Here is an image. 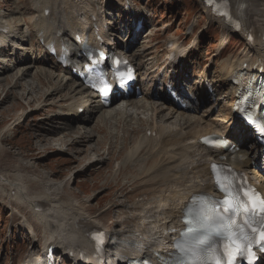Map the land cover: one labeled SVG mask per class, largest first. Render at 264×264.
<instances>
[{"label": "bare ground", "instance_id": "obj_1", "mask_svg": "<svg viewBox=\"0 0 264 264\" xmlns=\"http://www.w3.org/2000/svg\"><path fill=\"white\" fill-rule=\"evenodd\" d=\"M200 1L203 2V0ZM228 1L237 18L241 16L242 7L264 16V0ZM28 5L31 6L30 18L23 19L28 25L26 31L21 30V22L15 24V19H4L3 13H0V55H6L10 47L13 48L15 55L19 50L26 52L27 49L24 47L27 42L31 43L33 50H39L35 61L32 60L31 55H27L25 58H16L18 62L13 63V67H18V74L14 80L16 85L13 84L14 81L12 85L17 87L30 74L32 68H38L41 64L51 66L49 69L41 70L44 76H50L56 71L54 69H58L61 73L58 76V81H61L62 85L57 86V81H52L51 77L47 83L50 82L52 85L48 94L65 91L67 94L65 93L66 96L62 100H70L66 111L57 115L59 123L62 125L61 130L66 135L72 132V135L76 134L79 138H88L87 142H91L93 135L90 130L93 128H88L86 124L97 114L100 115L101 123L97 128L100 131L109 132V124H114L118 120L117 117L125 125L130 126L133 122L138 123L142 119L147 125L139 137L133 141L135 147L122 161H117L116 167L112 170V176L118 177L125 167L134 168L136 163L139 164L131 185L139 182V185L144 186L145 198L129 205L130 214L128 217L135 224L127 229L107 228L98 218L101 213L92 215L90 211L83 208V203L81 204L77 198L65 196L67 182H52L47 176L48 180L45 181H49V183H46L43 182L44 177L42 176L39 179L30 180L28 184L24 171L33 165L24 159H20V165L11 172H0V196L10 199L19 206L27 207L43 228L44 241L41 252L31 250V254L22 264H52L50 251L63 257L58 260L59 262L66 259L70 260L71 264H86V257H91L94 252V243L89 238V234L93 230L105 232L108 238L104 249L105 257L112 264H121L130 258L146 256L155 260L158 255H171L174 241L183 227L182 217L190 198L198 193L214 192L213 178L210 172L211 163H232L239 171H247V167L253 161H257V145L254 143L249 128L243 127L240 121L234 118L235 115H232V106L237 92L244 88L250 79L264 76V29L257 27L258 29L254 32H248L246 25L241 26L240 30L223 27L225 34L221 35L216 44L219 48L218 57H221L227 46L229 41L227 38L234 32L244 37L248 47L246 55L240 56V58H228L225 61L224 70L222 69L217 76L221 78L227 89L224 97L227 102H230V106L225 118L215 121V124L212 125L205 124L204 115L197 118L189 112L198 110V106L203 101L206 102L213 97L212 86L214 84V87H218L216 83L219 81L216 80L217 77H213L212 81L207 79L211 73L213 74V71L204 69L202 74L196 76V81L192 86L195 100L188 93H184L186 97L190 98L191 105L183 101L187 103V106L178 109L179 107L172 104L168 98V91L171 88L166 83L176 84L177 80L182 81L183 75H180L193 58V47H196V41L187 48L181 47L178 42H167L164 48L165 59L160 68L153 70L149 63L145 65L142 61L138 65L141 71L142 68L145 69L142 79L140 78V83L144 86L142 99L136 100L130 97L119 104L104 107L96 94L86 92L87 88L77 75H74L71 67L59 64L58 55L62 52V46L66 45L71 51L72 61L84 66L86 58L79 57V54L82 52L83 45L99 47V41L95 38V32H98L105 41L106 49L121 52L134 63L142 55L133 50V33L113 41L112 39L116 37V27L113 25L114 21L109 20L108 17L111 18L113 14L110 12V8L113 10L127 9L128 13H122L118 17L135 14L137 15L135 21L141 18L145 19V11L137 8L138 12L133 13L136 8L128 0H108L107 3L101 0H29ZM203 8L208 17V26L215 21L224 26L223 20L216 17L210 7L203 4ZM48 9L50 12L47 14ZM247 14L248 12L245 17ZM250 17L253 18V16ZM206 27L204 26L203 29ZM77 34L81 35L80 42L76 40ZM130 40L129 43H122ZM51 43L57 50V55L50 56L52 60L47 48V45ZM1 60L0 57V63ZM155 61L157 58L150 63L154 62L155 64ZM11 65L12 63L9 62L6 67L0 66V69L5 68L9 71L12 69ZM164 70L167 71L165 87L159 92L157 89H153V84L155 81L157 84L160 82L158 73L164 72ZM150 82L152 83L150 84ZM180 88L177 85L174 86L177 92L181 90ZM28 104L30 105V102ZM180 105L182 106V104ZM39 109H43V104L37 103L36 107L31 110ZM80 109L84 110L82 114H80ZM222 110L219 108L220 112H223ZM20 113L17 119L10 124V128L21 126L20 121L24 115ZM201 122L204 123L201 124ZM230 123L233 124V127L224 125ZM8 127L4 129L3 133L7 132ZM58 130L60 129L55 130L56 136ZM213 135L231 139L233 143L240 146V151L232 155L221 148H207L202 140ZM108 138L109 147L115 146L119 141L116 136H113V133H110ZM55 150L61 153L66 152L65 149ZM240 154L246 156L247 159L240 160ZM100 160L101 158H97L87 165L90 167L93 164H98ZM263 168L262 165L260 172L264 170ZM9 169L11 168L7 170ZM84 169L83 167L82 172ZM251 171L253 176L250 178L253 184L264 194L263 174L259 172V169ZM247 175L249 174L247 173ZM35 184L40 186L42 191L40 190L39 193L38 190L32 194L30 186L34 187ZM31 191L33 190L31 189ZM19 214L25 216L26 213L21 211ZM20 221L27 227L31 226L30 235L37 237L36 230L27 214ZM82 252L83 254H81ZM87 262H89L87 264H96V261L93 260Z\"/></svg>", "mask_w": 264, "mask_h": 264}, {"label": "rangeland", "instance_id": "obj_2", "mask_svg": "<svg viewBox=\"0 0 264 264\" xmlns=\"http://www.w3.org/2000/svg\"><path fill=\"white\" fill-rule=\"evenodd\" d=\"M101 1L108 2V0ZM128 1L133 3L136 8L135 12H138L137 8L145 11V28L136 35V39L132 40L134 41L133 50L142 55L135 61L141 79L145 69L142 68L141 71L139 63L141 61L145 65L149 63L153 70L160 68L165 59L164 48L169 41L178 42L183 48L190 47L195 41L197 42L196 47H193V58L189 61L186 70L181 73L184 86L189 92L194 91L192 86L196 81V76L202 74L204 69L213 71L209 77L211 80L213 77H217L222 69L224 70L225 61L228 58H240V56L246 55L247 41L241 35L232 33L227 38L229 41L221 57H218L217 40L222 34H225V30L217 21L208 26V17L200 0ZM28 3L29 0H0V13H3L4 19H15V24L21 22V30L26 31L28 25L23 19H29L31 15V6ZM110 12L113 14L108 19L114 21L117 26L116 37L118 38V34L123 37L129 33L128 29H132L131 20L135 17L128 14V16L119 18L118 15L128 13L126 10L110 8ZM22 23L24 24L22 25ZM204 26L207 27L203 29ZM24 48L27 49L26 52L19 50L15 55L13 48L10 47L6 55H0L2 58L0 66L6 67L9 62L12 63L11 70L0 69V172H11L20 165V159H24L33 165L24 171L28 184L30 180L33 181V179H39L42 176L44 177L43 182L48 180L47 176L52 182H67L65 196L77 198L81 204L83 203V208L90 211L92 215L101 213L98 218L107 228L127 229L133 226L135 222L128 217L130 214L129 205L142 199L145 195L144 186L139 185V182L131 185L139 164L136 163L134 168L125 167L118 177L112 176V170L116 167L117 161H122L135 147L133 141L139 137L147 123L142 119V121L133 122L129 126L117 117L118 120L114 124H109L108 130L119 141L115 146L110 147L108 146L110 133L97 129L101 123L99 114L86 124L88 128H93L90 130L93 135L91 142H87L88 138L72 135V132L66 135L61 130L62 125L59 123L57 115L66 111L70 100H62L66 96L65 91L48 94L52 89L50 82L47 83L50 77L52 81H57V86L62 85V82L58 81V76L61 74L58 69H54L56 71L50 76H44L41 70L49 69L51 66L41 64L38 68H32L30 74L22 81L23 84L20 82L17 87L12 85L18 74V67H13V63L18 62L16 58H25L27 55H31L32 60L35 61L39 54V50H33L30 42H27ZM156 58L155 64L154 62L150 63ZM50 59L52 60L51 57ZM166 72L164 70V72L158 73L160 82L157 84L155 81L153 89H157L159 92L160 89H164ZM216 80H219L216 83L218 87H214L213 97L206 102L203 101L198 106V110L189 112L197 118L204 115L205 124L214 125L215 121L223 120L225 114L229 112L230 102H227L224 97L227 89L221 78L217 77ZM13 84L16 85V81ZM139 84L142 87L141 91L144 92V86L140 81ZM171 85H178V83ZM143 94L132 97L136 100L142 99ZM172 99L174 100L173 97ZM123 101L119 100L115 105ZM37 103L43 104V109L31 110L36 107ZM214 103L216 104L214 105ZM219 108L223 109V112H220ZM19 113L24 115L20 121L21 126L10 128V124L17 119ZM224 125L229 126V124ZM7 126H9L7 132L3 133ZM56 129H60L57 136ZM55 149H65L66 152H57ZM97 158H101L100 163L88 167L87 164ZM83 167L85 168L84 172H82ZM8 168L11 169L7 170ZM45 182L49 183V181ZM40 190L42 191L36 184L34 187L30 186L31 193L36 191L40 193ZM21 211L27 214L36 230L37 237L30 235L31 226L27 227L25 223H21L22 217L26 216V214L25 216L20 215ZM42 231L43 228L27 207L19 206L10 199L0 196V264H22L31 254V250L41 252L44 241ZM63 264H67V262L65 261ZM69 264L71 263L69 262Z\"/></svg>", "mask_w": 264, "mask_h": 264}, {"label": "snow or ice", "instance_id": "obj_3", "mask_svg": "<svg viewBox=\"0 0 264 264\" xmlns=\"http://www.w3.org/2000/svg\"><path fill=\"white\" fill-rule=\"evenodd\" d=\"M220 181L218 180V184ZM222 202H218L221 214L211 219L201 220L196 229L186 230L185 235H192L199 239L204 232L213 233L219 240L213 246L217 258L194 261L193 264H235V256L231 255L232 250H236V255L243 256L249 252L251 246L259 241V246L264 248V199L253 201L247 192L241 197L240 191L228 193ZM255 195V193H253ZM237 197H241L237 199ZM239 209V212H237ZM227 213H236L238 220H233ZM259 215V220L254 221L252 217ZM190 210L186 209V223ZM248 216V219H245ZM254 224H258L259 228ZM179 244V242H177ZM206 251V249H205Z\"/></svg>", "mask_w": 264, "mask_h": 264}]
</instances>
